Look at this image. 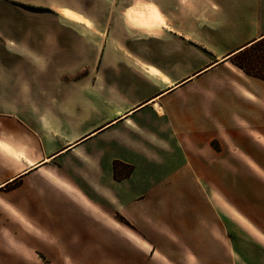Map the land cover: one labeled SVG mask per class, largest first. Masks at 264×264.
I'll return each instance as SVG.
<instances>
[{"label": "crops", "instance_id": "crops-1", "mask_svg": "<svg viewBox=\"0 0 264 264\" xmlns=\"http://www.w3.org/2000/svg\"><path fill=\"white\" fill-rule=\"evenodd\" d=\"M255 1L257 16L249 32L225 51L211 45L224 35L222 27L221 32L220 27L197 22L183 25L180 20V14L195 18L205 12L204 5L211 3L213 12L214 6H222L224 0H187L183 5L154 0L166 24L159 32H148L151 35L147 40L143 36L122 40L127 51L111 49L106 56H0V231L8 232L13 251L24 254L22 259H30L34 248L16 241L15 236L22 235L17 233V224L33 232L35 228L27 224L25 212L49 211L52 205H76L78 219L72 220V225L78 226V234L80 219L84 218L81 214L87 213L95 222H108L110 227L118 211L131 222L140 220L141 207L137 204L144 195L128 196L127 185L134 171L127 177L115 176L122 172V167L114 171L115 159L133 163L119 154L113 156L109 129L121 122L128 124L141 111L158 119L166 117L167 109L175 113L179 107L164 101L167 95L191 92L204 82L209 71L226 66L236 51L264 39V0ZM10 2L13 0H0V6L9 9ZM137 3L127 7L125 16ZM11 21L7 13L0 16L3 27ZM129 22L137 30L136 22ZM63 24L70 26L68 22ZM256 84L264 96V85ZM243 93L257 99L248 90ZM185 108L189 116L184 133L177 132L176 137L184 139L186 164L200 176L205 199L214 214L204 218L205 230H189L186 222L178 221L175 232H165L153 225L152 218V224L151 219L147 223L156 236L144 239L134 232L121 235L123 240L135 243L136 253L143 259L138 264H226L224 218L214 199L224 196L226 188L241 187L246 180L240 174L246 172L252 174L247 181L252 182L255 191L264 190V143L242 139L241 146L249 159L235 160L225 152L220 136L224 119L209 118L204 111L191 112L193 107L187 105ZM168 119L170 123L181 121L176 115ZM103 140L104 147L98 148L97 141ZM214 143L220 147L214 148ZM81 181L88 194L81 191ZM217 202L220 206V198ZM250 207L258 211L263 206L255 203ZM236 210L246 220L254 219ZM46 230L50 236L65 234L63 223L56 222L49 228L46 224ZM179 237L183 244H179ZM230 247L240 251L233 243ZM146 251L148 260H144Z\"/></svg>", "mask_w": 264, "mask_h": 264}, {"label": "rangeland", "instance_id": "rangeland-1", "mask_svg": "<svg viewBox=\"0 0 264 264\" xmlns=\"http://www.w3.org/2000/svg\"><path fill=\"white\" fill-rule=\"evenodd\" d=\"M149 1L154 0H13L9 3V9L0 6V16L7 13L12 18L11 23L5 27L0 25V56H106L111 49L112 52L127 51L121 45L122 40H131L137 36L147 40L151 35L148 32L160 30V27L152 23L143 26L145 17L142 12L143 8H149ZM171 1L182 5L187 2ZM206 1L211 3L213 0ZM224 1L220 7L215 4L213 12L212 3L204 5L205 12L195 18L191 16L194 20L188 17L190 15L180 14L183 25L186 22L191 25L195 22L208 24L212 28L220 27L221 32L222 27L224 35L219 37L217 43L211 44L218 51H225L232 43L244 37L254 23V16H257L254 11L255 0ZM136 2L139 3L127 10L125 16L127 7ZM207 10H210L209 14ZM129 20L136 22L134 28L137 30L133 29ZM63 22L70 23L71 27L65 26ZM251 57L259 71V56L254 52L250 61ZM234 58L226 66L220 65L209 71L204 82L191 92L167 95L163 100L172 101L171 105L179 107L175 113L167 109L166 117L158 119L149 115V112L141 111L128 124L121 122L109 129L113 140V156L119 154L133 163L126 164L125 161L115 159L114 171L122 167L121 174L115 176L127 177L134 171L127 185L128 196L144 195L137 204L141 207L140 220L131 222L118 211L114 212L113 226L110 227L108 222H95L87 213L85 216L81 214L80 217L84 218L80 219L78 234V226L72 225L78 219L74 203L52 205L49 211L43 209V212L39 210L36 214L25 212L29 221L27 224L35 230L26 231L22 225L17 224V233L22 235L15 236V239L20 244L40 248L33 249L29 260L22 259L20 256L24 254L13 251L11 244H8L11 243L8 232L1 230L0 264H138L143 259L137 255L135 243L131 239L128 242L123 240L121 235L134 232L146 237L144 239L154 236L155 233L148 227L149 219L152 224L153 218V225L165 232H175L179 228L178 221L186 222L189 230H205L204 218L213 215L214 210L205 199L200 176L186 164L188 160L184 139L177 138L176 133H184L189 116L186 114L187 105L193 107L191 112L204 111L209 113V118L224 119L220 136L225 152H229L235 160L245 162L249 159L241 146L242 139L264 143V96L256 84L264 85V81L254 79L253 76L251 78L233 63ZM244 90L253 93L257 99L246 97ZM114 103H117L116 99ZM174 115L181 121L170 123L168 116ZM104 144V140L97 141L96 146L103 148ZM212 146L220 147L215 143ZM240 176L246 180L241 187L234 189L230 184L232 187L225 189L224 196L219 195L223 209L218 205V198L214 199L215 206L224 218L226 264H264V190L256 192L252 182L247 181L249 177L252 178V174L246 172ZM80 187L83 193H89L82 181ZM255 203L261 204L262 209H248ZM234 205L247 217H254L253 222L242 217ZM56 222L63 223L65 234L48 235L46 224L49 228ZM177 240L179 244L183 241L180 237ZM231 243L240 251L234 252ZM144 254V260H148L149 252Z\"/></svg>", "mask_w": 264, "mask_h": 264}, {"label": "trees", "instance_id": "trees-1", "mask_svg": "<svg viewBox=\"0 0 264 264\" xmlns=\"http://www.w3.org/2000/svg\"><path fill=\"white\" fill-rule=\"evenodd\" d=\"M254 52L259 56L258 62L261 63L260 66H258L260 68L259 71L257 70V65L252 61V57L250 61V56H253ZM233 63L241 68L246 74L264 80V69H262V66L264 68V39L257 40L250 46L238 52L235 55Z\"/></svg>", "mask_w": 264, "mask_h": 264}, {"label": "bare ground", "instance_id": "bare-ground-1", "mask_svg": "<svg viewBox=\"0 0 264 264\" xmlns=\"http://www.w3.org/2000/svg\"><path fill=\"white\" fill-rule=\"evenodd\" d=\"M149 8H143L142 14L145 18H143V26H148L149 23L154 24V26L160 27L163 24H166V18L162 15L161 10L158 9V6L153 2L149 1ZM172 84V83H170ZM162 112V108L158 107Z\"/></svg>", "mask_w": 264, "mask_h": 264}]
</instances>
